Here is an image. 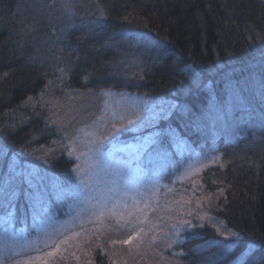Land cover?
Listing matches in <instances>:
<instances>
[{
    "label": "trees",
    "instance_id": "1",
    "mask_svg": "<svg viewBox=\"0 0 264 264\" xmlns=\"http://www.w3.org/2000/svg\"><path fill=\"white\" fill-rule=\"evenodd\" d=\"M100 9L106 14L102 18ZM257 33L264 34V0H0V173L15 160L40 172L46 184L64 185L71 196L57 201L50 188L51 219L33 222L20 195L16 232L23 229L27 240H43L45 233L67 229L71 237L61 243L65 235H56L50 247L24 250L22 260L237 264L251 241L255 249L244 264H264V98L259 94L264 41ZM186 65L190 70L180 74ZM229 84L243 89L242 100L233 105L228 102ZM109 89L110 96L102 94ZM141 101L161 116L162 109L177 106L156 128H176L184 146L172 144L167 155L158 157L160 178L141 195L150 207L120 221L123 227L106 218L71 228L80 205L75 196L90 174H85L83 159L75 158L86 151L77 130L98 132L97 125L105 124L110 129L114 110ZM212 101L237 105L233 129L219 135L206 127ZM184 109H190L187 115ZM151 131L120 129L115 135L126 143ZM73 148L75 154L69 156ZM108 158L91 172L100 167L103 173ZM77 165L79 173L74 171ZM132 165L133 175L141 176L140 162ZM180 220L196 227L185 225V243L168 248L170 225ZM213 225L240 237L226 241ZM141 227L144 231L131 244L120 243ZM207 241L215 243L209 246ZM57 244L59 250L47 255ZM197 245L199 251H190ZM180 251L186 255H174Z\"/></svg>",
    "mask_w": 264,
    "mask_h": 264
},
{
    "label": "snow or ice",
    "instance_id": "2",
    "mask_svg": "<svg viewBox=\"0 0 264 264\" xmlns=\"http://www.w3.org/2000/svg\"><path fill=\"white\" fill-rule=\"evenodd\" d=\"M66 8L69 6L66 4ZM70 10V8H69ZM106 14L103 9H100L99 16L102 18ZM257 38L264 41V34L257 33ZM191 66L186 65L184 68L180 69V74H185L186 69L190 70ZM61 72H64V69H60ZM5 75H7L5 73ZM85 80L88 77H84ZM198 80V77L195 78ZM198 86V85H197ZM230 93L239 96L240 92L243 90L242 88H237L236 85L229 84ZM259 89L262 98H264V68H262V75L259 80ZM102 94L105 96L111 95V90H101ZM177 106L172 105L166 111L162 109L164 115L161 116L160 113L151 112L148 107L147 101H141L137 104H132L127 106L126 109L120 110L116 109L112 112V116L108 123L111 124V128L109 129L107 124L104 125L103 128H98L97 131H87L85 129H78V133H82L79 136V144L82 145L86 151L80 152L79 154H75V149L68 151L69 156H73L75 154V158L77 160H82L86 165L85 174L91 172L96 164L102 160L106 156H111L117 152L124 151L123 148L119 147L120 139L118 133L120 129H124L125 131H138L143 132L144 128H152L153 131L149 132L147 135H141L138 140V151L149 157V162H151V157L153 155H167L168 149L172 144H175L177 149H180L184 146V141L181 138L180 132L171 126L164 129H157L156 124L159 119H166L167 115L171 113L173 109ZM184 115L190 111V109L182 110ZM209 112L214 114V118L217 121H224L225 117L231 115L232 109L230 106L223 107L219 105L216 101H212L209 107ZM147 113V115H145ZM141 116H144V119H140ZM103 119V117H101ZM136 120H140V123L137 124ZM261 120L262 124H264V108L261 109ZM95 123V122H94ZM128 126H132L129 128ZM188 125L185 124V127ZM198 126V125H197ZM89 128L93 127L92 125L87 126ZM76 138L69 141L68 147L73 145ZM105 145H108V148L105 149ZM2 158V157H0ZM43 158V157H40ZM77 173L81 171L80 165H77V168L74 170ZM117 174H119V170H114ZM3 175V180L0 181V264H6L8 260H15V264H27V261H23L22 257L24 256V250L27 251H40L41 248L50 247L49 241L55 242L56 235H65V240L61 241V243H66L67 239L71 238L67 235L68 230L64 229L63 231L57 229L55 233H45V238L43 240L37 238L35 240H27L24 236L23 229L20 232H16L13 228V223L15 220V212L18 198L21 194H23L25 201L28 205V213L33 222L40 220L43 222V218L51 219L49 215L52 212V201L49 199V190L55 193V197L57 201H64L66 199H71L68 190L62 184L48 185L45 183L46 178L38 172L36 169H29L27 167L22 166L18 161L13 160L7 166V171L4 173H0ZM80 184H84L83 180L79 181ZM111 183L115 184L116 180L111 181ZM129 185L126 183L125 188H128ZM131 192L135 193L137 191L136 188H132ZM155 190H153V195H155ZM92 203L90 208L81 209L80 213L76 217L80 219L84 213H87L89 217H94L97 221H103L106 216H117V208L124 207L127 208L128 204L126 201H115L111 205H109L107 200H104L103 203L96 197H90ZM135 203V205L140 204V200L136 198V195L133 194L130 196ZM84 201H81L83 203ZM150 205L145 202L144 208H149ZM141 210L142 209H138ZM131 216V213H129ZM22 222L26 223V220H22ZM85 221H82V223ZM86 222H93L91 219ZM118 226L120 225L119 219L116 221ZM185 225L188 228L196 227V225H192L190 221L180 220L177 223L170 225L172 231L170 237L168 239L167 246L168 248H172L173 245H183L185 243V239H182L183 233L186 231ZM135 225L133 228L135 229ZM199 227H203V225H199ZM213 227H216L213 225ZM144 231L141 227L138 231H135L134 234L129 235V238L120 243L123 244H131L132 240L136 239L140 234ZM216 231L220 236L224 237L226 241L232 240L233 237L239 238L240 233L234 231L222 232L218 227H216ZM74 235H80V233H74ZM198 238V237H193ZM202 238V237H199ZM23 241L21 244L20 241ZM155 240V237H153ZM209 246L214 244V241L206 242ZM234 243V242H232ZM232 243L228 245L225 249V253L229 251L232 246ZM139 248V244L136 245ZM201 248L200 245H197L195 249H190V251H199ZM20 249V250H18ZM255 249V244L253 242H249L245 252H242L240 256L236 258L237 264H244L246 259V254L251 255L252 251ZM59 250V245L57 244L53 251L48 252L47 255L52 256L56 251ZM176 256H184L186 253L183 251L174 253ZM209 264H215V261H209Z\"/></svg>",
    "mask_w": 264,
    "mask_h": 264
},
{
    "label": "rangeland",
    "instance_id": "3",
    "mask_svg": "<svg viewBox=\"0 0 264 264\" xmlns=\"http://www.w3.org/2000/svg\"><path fill=\"white\" fill-rule=\"evenodd\" d=\"M241 100L242 98L240 95L236 96L232 93L228 97V102H230L232 105L234 101L238 102ZM232 105L230 106L232 113L231 115L225 117L224 121L215 120L214 114L212 113L207 115L206 119L208 124L206 127H208L211 132L214 130L216 134L220 135L224 131H229V129H233L236 126V124L232 121V115H234L236 110L235 107L237 105ZM216 128H218V130H215ZM138 140L120 143L118 146L123 148L124 151H122L121 154L115 153L109 156L108 160L105 159L104 165L102 166L103 173H101L100 167L98 168L99 171L90 172L88 180L85 181V185L83 186L84 188H79L78 193L75 196V198L79 200L78 203H80L77 209L76 217L80 213L81 209L91 207L92 203L95 202L90 199V197L93 196L99 199L101 203H103L104 200H107L109 205L117 200L126 201L128 204L127 208H117V216H106L104 219L114 218L116 220L119 219V221H124L125 218L129 217V213L135 214V216H137L138 213H141V210L138 209H143L144 207V204L141 201V195L144 194L142 190L152 186L154 181L156 182L160 178L158 167V157L160 155H153L151 157V162H149V157L147 155L142 154L140 156V154H138ZM136 160L141 164L139 167V173L141 176L133 175L136 171V168L132 165V163H135ZM117 169L119 170V174L114 171ZM113 180H116L115 184L111 183ZM126 183L129 185L128 188H125ZM132 188H136L137 191L135 193L131 192L130 190ZM133 194H135L136 198L140 200V204L138 206L135 205L132 199H130V196ZM81 201L84 202L81 203ZM76 217L72 218L68 224V226L71 228H75L77 224L79 226L85 225V223H89L86 222L89 219H91L93 222L97 221L94 217H89L87 213H84L80 219H77ZM82 221L85 222L82 223Z\"/></svg>",
    "mask_w": 264,
    "mask_h": 264
}]
</instances>
